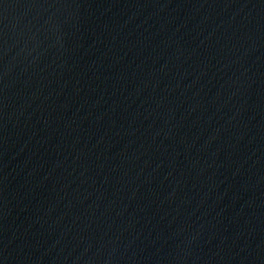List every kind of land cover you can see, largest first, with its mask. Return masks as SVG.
Returning a JSON list of instances; mask_svg holds the SVG:
<instances>
[{
  "label": "water",
  "instance_id": "1",
  "mask_svg": "<svg viewBox=\"0 0 264 264\" xmlns=\"http://www.w3.org/2000/svg\"><path fill=\"white\" fill-rule=\"evenodd\" d=\"M0 264H264V0H0Z\"/></svg>",
  "mask_w": 264,
  "mask_h": 264
}]
</instances>
